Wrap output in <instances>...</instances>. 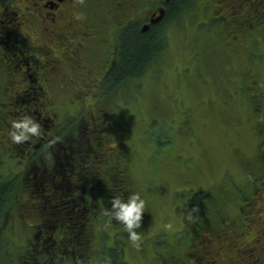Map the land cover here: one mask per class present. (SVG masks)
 Returning <instances> with one entry per match:
<instances>
[{"label": "rangeland", "instance_id": "1", "mask_svg": "<svg viewBox=\"0 0 264 264\" xmlns=\"http://www.w3.org/2000/svg\"><path fill=\"white\" fill-rule=\"evenodd\" d=\"M237 5L235 0L198 1L166 24V46L144 76L129 87H108L102 93L105 104L114 110L112 116L125 125L122 137L112 133L108 138V160L126 169L133 193L138 192L144 200L140 221L131 229L142 237L139 247L133 246L129 230L120 234L110 225L104 230L108 210L101 216L104 222L94 223V247L101 248L103 254L115 249L114 242L127 243L118 248V256L114 251L110 254L121 264H159L163 257L172 259V264H194L187 253L203 247L200 238L197 241L184 235L189 228L185 205L192 202L197 204L193 228L200 236L201 230H221L219 214L234 222V228H226L219 238L240 237L237 243H250L256 231L259 235L262 230L252 228L247 233L245 216L240 213L242 202L233 183L243 188L251 173L264 168V125L259 111L264 110V11L257 16L249 15V10L233 16L231 9ZM216 16L223 17L212 21ZM53 48L59 56L60 49ZM94 89L92 79L85 84L74 81L58 100L64 110L91 109L96 105ZM79 90L83 95L76 98ZM74 124L72 121L66 132L74 129ZM53 153L48 150L49 161H57L61 169L57 152ZM199 191L208 194L200 199L196 196ZM26 198L27 192L17 191L10 199L16 214H21ZM219 207L220 213H216ZM29 223L21 229L18 222L11 230V246L30 238L34 223ZM7 243L2 244L4 251L11 248ZM263 253L257 250V256ZM233 255V249H225L220 264L233 260ZM13 259L6 258L1 264H16ZM100 261L102 255L97 253L95 264Z\"/></svg>", "mask_w": 264, "mask_h": 264}, {"label": "flooded vegetation", "instance_id": "2", "mask_svg": "<svg viewBox=\"0 0 264 264\" xmlns=\"http://www.w3.org/2000/svg\"><path fill=\"white\" fill-rule=\"evenodd\" d=\"M172 1L175 0H0V187L8 181H18L17 191L27 192L20 215L15 214L9 203L0 209L1 233L14 231L17 222L19 226L26 225L28 218H39L41 201L37 194H46L48 206L52 203L61 206L65 203V186L70 185L68 179L82 180L78 167L62 176L51 157L49 161L48 150L56 151L69 166L76 161L75 148L82 152L87 146L88 158L96 157L98 149L106 153L104 142L98 144L94 139L105 138L103 132L109 119L99 110L94 112V106L85 108L90 113L82 125L87 141L77 142L74 148L64 144L60 135L63 109L58 97L70 83L85 84L89 78L97 89V95L93 93L97 96L95 104L102 106L104 97L99 86L111 79L117 62L112 51L117 37L129 27L137 26L145 32L159 25ZM194 1L197 4L200 0ZM235 1L238 5L237 9L236 6L231 9L233 16H242L248 10L249 15L257 16L264 11V0ZM245 5H249L247 10ZM222 17L216 16L217 21ZM53 47L60 49L59 56L53 53ZM82 95V90L75 94L76 98ZM25 119L39 126V135L26 133L28 138L16 143L11 138V133L17 131L13 122ZM32 180L39 185L36 192L31 189ZM91 189L84 190L82 201L90 205L88 210L96 220L102 212V193L96 196L94 187ZM51 221L58 222L54 218ZM255 224L245 222L250 228ZM258 236L260 249L264 231Z\"/></svg>", "mask_w": 264, "mask_h": 264}, {"label": "trees", "instance_id": "3", "mask_svg": "<svg viewBox=\"0 0 264 264\" xmlns=\"http://www.w3.org/2000/svg\"><path fill=\"white\" fill-rule=\"evenodd\" d=\"M193 6H195L194 0L192 2H189V0L172 1L168 5L167 16H165L163 22L159 25H156L145 32H141L137 26L129 27L126 31L122 32L117 37L116 44H113L112 51L114 52V59L117 60V62H115L114 67L112 68L111 79L109 82L101 84L99 86V91L105 93L108 91V87L111 89H123L136 83V80H139L144 76L147 70L154 65L153 63L161 56L164 47L166 46L164 40L166 24L173 19L177 20L181 13L191 10ZM215 20L217 21V18ZM215 20L212 19V21ZM253 82L257 84V81ZM242 89L244 90V88ZM94 90V94H96L97 89L95 88ZM245 91H248L247 87L245 88ZM65 93L66 91H64L63 95ZM96 95H93L94 99L97 97ZM95 103L97 102L95 101ZM100 104H102V106L96 104L95 107L94 105L93 111L96 113L98 110L101 111L103 116H106L105 119H109V121L106 125V131L103 132L105 138L102 140V136H96V139H93L96 140L98 144L103 141L106 146L108 138H112V133L119 135L120 137L123 136L125 125L121 124L120 121L112 116L114 110L105 104V100H102ZM84 109L85 108L82 107L74 110L63 109V113L61 114L60 127L62 128V131L60 135L63 136L65 134L64 144L72 146L73 148L74 146H78L77 142L85 143L87 141L82 125L84 120L89 119L90 113L86 110L84 111ZM259 111L261 112L260 123L264 125V110L260 108ZM83 112L84 115L82 116ZM81 117H83L82 120ZM72 121L75 123L74 129L66 132ZM86 149H88L87 146L82 152H78V149L76 148L74 149L75 153L73 157H76V161H78L79 164H75L76 161H74L75 163L72 162V166H69L68 161L60 159L58 157L59 155H57V158L61 163V169L57 168V161L54 163V166L61 172L60 174L63 176L67 171L70 172L72 167H78L79 170L77 171H81L82 180L75 182L73 179H68L70 185L65 186L63 193L65 203L61 206L56 205V203H52V205L49 204L48 206V203H46V194L40 193V196L38 194L36 195V197L38 196V200L41 201L38 209L39 212L37 213L39 218L32 220V223H34V230L25 243L11 246V235L8 231L1 233L0 230V234H2L0 235V264L4 259H11V257L14 258L13 260L16 264H95L97 253H99L100 256L102 255V261H100L102 264H121L117 258L112 256L113 251L118 256V254L121 253L119 249H122L127 243L114 242L113 246L115 249H109L108 252H106L108 250L106 249L105 254H103L101 248L96 249L94 247L95 233L93 227L94 223L96 224L97 222L102 221L101 216L104 213V210H108L110 213L108 220L106 222H104V220L102 221L104 222L102 223L104 230L110 225L118 228L117 231L120 234H123L125 230L128 231V228L126 227L127 222L118 219L116 216L119 209L113 207V200L114 198L119 197L127 203L129 198L133 195V190L126 179V169L118 167L117 165H114V162L108 160V149H106V153H101L98 149L97 156L95 157V155H91L92 158H88ZM105 160L108 161L106 166L104 163ZM259 171H255L249 175L248 182L243 188L233 183V190L235 192L237 189V194L241 199L242 208L240 213L245 216L244 220H246L247 223H256L251 227L261 228L264 231V168ZM27 178L28 176L26 179ZM65 178L67 179V174ZM24 182L26 181L23 180V183ZM97 182L104 183H102V186H98ZM17 184L18 181H8L0 187V209H3L8 205L10 199L12 200L16 195ZM31 186L33 192H36V189L39 187L36 181L33 180L31 181ZM92 187H94V195L97 196L102 193V203H100V209H102V212L101 215L97 216L96 220L92 219V215L88 210L90 209V205H87V203L85 204L82 201V197L85 194L84 190H89ZM89 191H92V189ZM207 194L208 193L205 191H199V194L196 196L202 199V197ZM105 198L107 200H103ZM103 202L106 205H104ZM190 202H192V200ZM196 206L197 204H194V202L191 204L189 203L188 206L185 205V217L186 220L189 221V228L185 230L184 235L186 234V237L189 235L190 238L193 236L197 241L200 238V244L204 250L202 249L200 251V249H194L189 251L187 253L189 255L187 256L188 259L191 258L193 260L194 258V264H220L225 249L229 248L230 250L233 249V260L237 259L240 262L246 260L249 264H261L263 262L264 253L263 255L257 256L258 245H260L257 242L259 239L257 233L256 236L251 239L250 243H237V241H240V237L219 238L221 236L219 235L220 232L224 231L226 228H230L231 230L234 228V222L229 223L226 215H218L220 217L218 218V225L221 228L219 232L214 233L207 229L201 230L204 232L202 236H200L201 233L199 230L193 228L195 226L193 221L194 217H192V215L194 214ZM218 211L220 213V207L216 210V213ZM51 218L58 220V222L54 223L51 221ZM27 221L30 222L31 219L28 218ZM139 221L140 218L138 221L134 222L132 227H135V225L137 226ZM16 224H18V222ZM29 224L30 223L20 225V228H25ZM16 227L18 226L16 225ZM252 228L246 227L247 233H250ZM101 236L102 234L98 237L103 241L104 237L102 238ZM181 239L182 242L185 241V237L181 236L180 240ZM6 241H8V243ZM5 242L11 246L9 251H4L2 248V244H6ZM254 247H256V249ZM261 247L264 250V239L261 242L259 250H261ZM252 249H255L256 251L254 250L252 252ZM110 254L112 255L110 256ZM233 260H228L226 264H234L236 261ZM175 261L177 263L179 262L177 259H175ZM171 262L168 257H163L160 258L159 264H172Z\"/></svg>", "mask_w": 264, "mask_h": 264}, {"label": "clouds", "instance_id": "4", "mask_svg": "<svg viewBox=\"0 0 264 264\" xmlns=\"http://www.w3.org/2000/svg\"><path fill=\"white\" fill-rule=\"evenodd\" d=\"M13 126L17 129L16 132L11 133V138L14 142L20 143L27 139L26 133H33L39 135L38 125L33 123L32 120L25 119L20 121H14ZM137 198H140L138 192H134L126 203L123 199L116 197L113 200V207L119 209L116 213L118 219L126 221V227L129 230V239L131 240L133 246L139 247L142 237L139 233L132 231V226L135 221H138L142 209L144 208V200L141 199L140 203H137Z\"/></svg>", "mask_w": 264, "mask_h": 264}]
</instances>
